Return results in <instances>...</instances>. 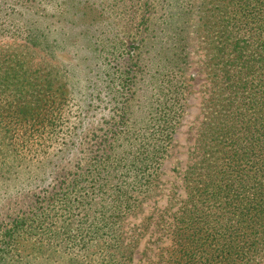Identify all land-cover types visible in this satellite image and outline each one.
<instances>
[{"label": "trees", "instance_id": "1", "mask_svg": "<svg viewBox=\"0 0 264 264\" xmlns=\"http://www.w3.org/2000/svg\"><path fill=\"white\" fill-rule=\"evenodd\" d=\"M192 34L207 87L183 195L127 228L190 107ZM3 39L0 264L22 239L131 264L149 232L142 264H264V0H0ZM64 50L76 62L53 65Z\"/></svg>", "mask_w": 264, "mask_h": 264}, {"label": "rangeland", "instance_id": "2", "mask_svg": "<svg viewBox=\"0 0 264 264\" xmlns=\"http://www.w3.org/2000/svg\"><path fill=\"white\" fill-rule=\"evenodd\" d=\"M192 32V31H191ZM193 33V32H192ZM191 40L194 42V53L192 54V63L190 72L193 75V80L191 81V90H192V98L189 104V108L187 110V114L185 115L183 122L178 129V132L176 133V137L173 141V147L171 149L170 156L165 161L163 165V174L161 177V183L159 185V189L154 195L153 199L149 200L145 203L143 206V210L139 212L137 215H135L132 218H129L125 221V225L127 228L134 227L135 225H139L142 221V219L149 215L150 213H154L155 215L159 214L158 212L163 209V207H166L167 201L166 196L171 191L175 193L176 199L181 198L183 195V189L181 184V176L183 173V170L187 163V149L189 144L192 142V139L194 137V134L196 132V126L199 122L200 118V102L203 96V90L207 87V82L205 79V74L203 73L201 66H200V55L201 52L197 48V37L192 34ZM17 44L18 42H15L13 40L3 39L0 40V49L1 47H5L8 44ZM40 52L36 51V54L34 56L35 60H39ZM70 62L71 64L75 63L76 60H74L73 55L71 53L64 51L57 52L56 58L51 59V62L55 66H59L61 62ZM70 65V64H69ZM86 61L81 63V65H78L74 67L71 70V67H60L61 70V76L63 78L71 79L72 75L77 76L78 79L85 74L83 70H85ZM15 184V182H13ZM19 197L18 201L12 205H10L9 208H5L2 210V213L12 212V214H16L18 212H23L28 209L30 206V203L28 199H21ZM152 231V230H151ZM151 232L148 234H145L142 239L140 240V243L136 249V255L135 260L131 264H142L138 261V258L141 257V252L144 248V245L147 241H153L155 240V236L150 235ZM43 241L46 239V237H42ZM23 244L22 247H20V254L22 257V263L20 264H62V258L61 256H67L63 255V249L57 248V250L48 249L46 246L43 245L41 247L40 245L33 246V243L29 240H20ZM56 241V240H55ZM151 245V244H150ZM61 255V256H60ZM27 258V259H26ZM6 264H18L15 260V256H11V254L8 257V262Z\"/></svg>", "mask_w": 264, "mask_h": 264}]
</instances>
